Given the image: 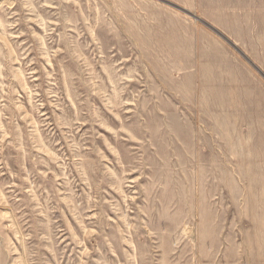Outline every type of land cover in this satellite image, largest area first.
I'll return each mask as SVG.
<instances>
[{"label":"rangeland","instance_id":"1","mask_svg":"<svg viewBox=\"0 0 264 264\" xmlns=\"http://www.w3.org/2000/svg\"><path fill=\"white\" fill-rule=\"evenodd\" d=\"M0 264H264V0H0Z\"/></svg>","mask_w":264,"mask_h":264}]
</instances>
